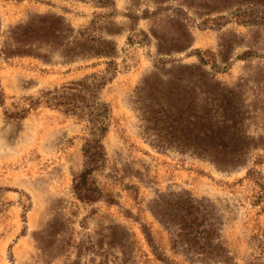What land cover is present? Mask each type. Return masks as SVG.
Segmentation results:
<instances>
[{"label": "rangeland", "instance_id": "374dc122", "mask_svg": "<svg viewBox=\"0 0 264 264\" xmlns=\"http://www.w3.org/2000/svg\"><path fill=\"white\" fill-rule=\"evenodd\" d=\"M44 15L69 29L63 48L98 53L66 58L42 42L0 55V264H264V0H0V47L12 26ZM92 73L109 113L105 161L91 172L100 197L84 200L71 179L86 164L88 121L41 93ZM154 87L186 109L172 114L182 129L172 137L143 128ZM187 102L189 127L212 124L215 142L246 147L243 164L220 168L178 144ZM173 190L213 204L226 260L173 246L151 210Z\"/></svg>", "mask_w": 264, "mask_h": 264}, {"label": "trees", "instance_id": "16d2710c", "mask_svg": "<svg viewBox=\"0 0 264 264\" xmlns=\"http://www.w3.org/2000/svg\"><path fill=\"white\" fill-rule=\"evenodd\" d=\"M63 19L53 15L37 17L35 21L17 24L12 26L5 35L0 55L8 54L21 55L31 54L34 44L46 43L58 45L64 57L71 58L79 52L93 50L87 45H73L64 47L60 42L69 31L62 24ZM86 39V38H84ZM105 53V52H103ZM9 57V56H8ZM203 60V58H200ZM190 70L189 76L195 77ZM103 76L92 73L86 79L72 81V83L60 85L51 90L42 91L44 101L55 107H62L64 111L85 117L88 121V136L82 143L83 154L86 164L71 179V189L73 194L84 200H97L100 192L96 187L91 172L98 169L105 161V148L99 136L106 130L105 121L108 117L109 109L105 104L100 103L95 97L96 88L102 84ZM189 80V79H188ZM148 100L143 103V118L146 123L143 128L145 132H150L154 136L172 137L171 131L181 132V128H175L170 124L172 114L182 117L184 108L174 99L175 95L168 92L162 95L154 87L148 90ZM155 93L161 97L153 96ZM153 101V102H152ZM210 115H205L206 119ZM194 114L190 110L187 102V122H186V143H178L187 148L193 149L195 154L202 157H215L212 162L220 168H231L243 164L241 159L236 157L241 151L247 148L237 144L217 143L213 139L218 138V132L212 124L204 125L201 129L190 128ZM193 130V132H192ZM204 140L197 142L199 136ZM221 155V157L216 156ZM248 172H254L249 169ZM257 186L260 183L254 180ZM259 197V196H257ZM151 210L157 221L170 232L173 246L183 249L185 254L192 260L199 262H216L226 260L224 258L227 249L219 240L218 224L219 218L215 213L213 204L204 199L195 198L185 190H173L159 194L151 203ZM222 260V261H223Z\"/></svg>", "mask_w": 264, "mask_h": 264}]
</instances>
